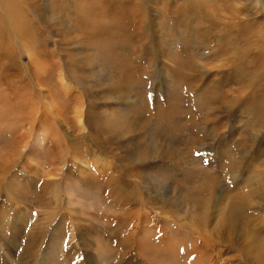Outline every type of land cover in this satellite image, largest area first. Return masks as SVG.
<instances>
[{
  "label": "rangeland",
  "instance_id": "rangeland-1",
  "mask_svg": "<svg viewBox=\"0 0 264 264\" xmlns=\"http://www.w3.org/2000/svg\"><path fill=\"white\" fill-rule=\"evenodd\" d=\"M196 257L264 264V3L0 0V264Z\"/></svg>",
  "mask_w": 264,
  "mask_h": 264
},
{
  "label": "bare ground",
  "instance_id": "bare-ground-1",
  "mask_svg": "<svg viewBox=\"0 0 264 264\" xmlns=\"http://www.w3.org/2000/svg\"><path fill=\"white\" fill-rule=\"evenodd\" d=\"M260 3H264L262 0H258ZM234 98V97H233ZM236 100V99H235ZM229 102V101H228ZM236 104V103H235ZM205 105H206V101H204L203 102V106H202V108L203 107H205ZM211 189H213V188H215V187H210ZM215 190V189H214ZM213 190V191H214ZM211 191V190H210ZM146 241H148V242H150V239H148V240H146ZM152 242V241H151ZM160 243H162V242H160ZM151 244H153V245H163V244H155V243H151ZM168 247L169 246H166L165 247V250H167L168 249ZM156 249V248H155ZM158 249V248H157ZM159 250H161V249H159ZM173 250H174V252H173ZM156 251V250H155ZM162 251V250H161ZM160 253V252H159ZM172 253H174V256L173 257H171V260H175V261H178V260H180V258H179V256H182L183 258H187V257H189V254H190V250L188 251V252H176V250L173 248L172 250H171V247H170V249H169V256H170V254H172ZM195 253V252H194ZM190 260V259H189ZM194 260V259H193ZM205 264V261L204 260H201V259H199V258H197L196 257V259H195V264ZM191 264V263H190Z\"/></svg>",
  "mask_w": 264,
  "mask_h": 264
},
{
  "label": "snow or ice",
  "instance_id": "snow-or-ice-1",
  "mask_svg": "<svg viewBox=\"0 0 264 264\" xmlns=\"http://www.w3.org/2000/svg\"><path fill=\"white\" fill-rule=\"evenodd\" d=\"M35 214V213H34Z\"/></svg>",
  "mask_w": 264,
  "mask_h": 264
}]
</instances>
